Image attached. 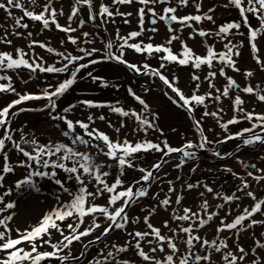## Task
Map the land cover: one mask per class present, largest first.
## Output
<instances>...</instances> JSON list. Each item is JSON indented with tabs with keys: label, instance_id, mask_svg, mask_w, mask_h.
Masks as SVG:
<instances>
[{
	"label": "snow or ice",
	"instance_id": "1",
	"mask_svg": "<svg viewBox=\"0 0 264 264\" xmlns=\"http://www.w3.org/2000/svg\"><path fill=\"white\" fill-rule=\"evenodd\" d=\"M189 7L194 14L182 11ZM223 7L234 9L237 18L217 25L215 9L203 11V0L195 4L192 0H68L67 5L62 0H0V11L5 14L0 22V95L6 97L0 103V188L6 176L20 168L26 174L15 181V189L27 186L39 193L34 178H46L70 197L25 227L13 223L17 213L10 210L16 203L5 202L12 189L0 194V264H264V231L260 230L264 229V154L256 156L259 165L239 155L243 148L254 151L264 145V111L245 108L241 95L264 104V85H242L227 71L240 73L245 81L254 77L252 70L242 72L238 66L241 49L248 47L256 70L264 72L258 47L264 40V0H224ZM203 21L215 25V31L197 28ZM118 23L135 24V30L122 34L114 27L112 38L101 36ZM86 25L95 32L85 31ZM161 27L166 36L163 43H157L155 35ZM53 29L65 34L62 47L67 42L75 49L57 50L36 38ZM185 30L190 40L214 36L218 38L214 43L222 47L197 40V47L204 45L203 51H197L184 39ZM97 40L102 48L96 47ZM37 48L56 57L54 62L49 63ZM128 50L143 56L145 62L128 61ZM149 58L158 59L159 65L153 67ZM111 62L136 77H147L153 83L159 80L167 100L186 113L192 138L181 134L178 146L167 138L130 140L121 138L124 119L115 126L103 112L89 111L86 119L74 117L77 109H107L133 119L137 127L132 131L137 135L147 137L152 130L163 137L157 123L159 113L151 110L131 83L126 92L139 108H127L119 100L93 99L61 106V99L79 81L119 91L122 85L95 74L94 66ZM168 65L191 68L190 86H181ZM42 74L52 76L55 83H36L37 91L31 87L18 90L17 80L30 86ZM139 91H152L147 80ZM224 100L230 102L228 108ZM33 101L44 103L21 107ZM31 112L46 114L67 142H41L25 130L27 125L12 127L21 114ZM229 112L232 115L225 119ZM97 120L107 121L114 135L96 126ZM245 121L249 127L231 132L230 126ZM210 122L221 131L206 128ZM229 141L238 142L235 149L221 152L219 146ZM80 146L93 149L105 160L97 162L91 152L80 151ZM201 152L218 161L235 157L238 168L220 169L230 175L232 186L224 188L202 178L193 182L183 175L175 181L167 179L166 166L182 170L190 161V172L195 174ZM154 153L160 155L151 165L138 163L141 154ZM57 170L68 174L69 180L74 178L76 191L65 186ZM127 170L139 176L128 181ZM190 196L196 198L192 204L188 203ZM75 244L81 246L78 255L72 251Z\"/></svg>",
	"mask_w": 264,
	"mask_h": 264
},
{
	"label": "rangeland",
	"instance_id": "2",
	"mask_svg": "<svg viewBox=\"0 0 264 264\" xmlns=\"http://www.w3.org/2000/svg\"><path fill=\"white\" fill-rule=\"evenodd\" d=\"M62 2L65 5L68 4V0H62ZM196 2L197 0H192L193 4H195ZM223 3L224 0H203V11L206 12L209 7L215 9V12L212 14L214 15L217 25H219L222 22L237 18L236 11L234 9H225L223 7ZM182 11L185 13L194 14L193 7L182 9ZM4 19H5V14L2 11H0V22H3ZM27 22L30 24L32 23L30 21ZM61 22L63 23V21ZM256 23L257 22L253 20V24L256 25ZM109 27H110L109 33L101 32V36H103L105 39L112 38L111 31L112 28L114 27H119L121 29L122 34H126L130 30H135V24L124 25L122 23H118L115 26H109ZM196 27L204 29L206 31H215L216 26L212 25L207 21H203L199 25H196ZM161 29L162 31L155 35V40L157 43H163L166 36V30L163 27H161ZM31 30L35 32L36 31L35 26H33ZM84 30L93 33L95 32V29L91 25H86ZM187 31L188 30H185L184 39L186 40L189 46L196 48L197 51H203V47H204L203 43H201L197 47L196 45L197 40L202 42L206 41L209 45H214L215 48L217 49H220L222 47L221 44L214 43L218 39L214 36H209V37L196 36L195 40H190L187 38ZM160 33H162V35H160ZM36 38L50 42L51 45L55 47L57 50H63V47H67L68 49L71 50L75 49L74 45L67 44V42H65V45L62 47L61 40L65 39V34L57 32L54 29L52 31H45ZM237 39H241V38H237ZM96 47L98 48L103 47L100 40H97ZM174 47L176 51H179L178 42H174ZM258 47H260L259 55H261V58L264 59V40H261ZM36 52L43 54L48 59L49 63L54 62V60L56 59V57L51 56V54L44 52V50L42 49L37 48ZM241 52L242 55L240 58H238V66L241 68L242 72L245 70H252L254 72V77L245 81L240 73H233L240 76L238 82H240L242 85L245 83H249L252 85H256V84L264 85V72H259L256 70L257 65L255 64V61L251 58L250 49L248 47H244L243 49H241ZM125 58L128 61L135 62L137 64H141L145 62V58L143 56H140L132 52L131 50L127 51V55ZM148 62L153 67H157L160 63L158 59H154V58H149ZM94 67H95V74L104 77L110 83H116L122 85L120 90L115 91L113 88H106V89L100 88L97 85L92 84L88 80L79 81L76 85H79L80 88L83 90L82 91L83 97L69 98L64 96L59 102L62 107L67 106L70 103H76L79 99H93L96 101H112V102L119 100L120 103L127 108H139V106L130 97H128L126 92L127 85L131 83L134 89L138 91V94H140L143 98L146 99L151 110L159 113L160 119L157 121V123L159 127L163 130L165 135L163 137H160L158 132L152 130H149V134L147 137H144L143 133L137 135L132 131L133 128L137 127L133 119L118 117L115 114L109 113L107 109H77L74 111L75 118L86 119L87 113L91 111L96 113L103 112L108 118V120H110L111 123L115 126H119L120 120L124 119L125 128L122 129L121 138L127 136L130 140H136L140 138L156 140V138L159 137L160 139L167 138L169 142L173 144V146H178L181 143V134L186 135V137L189 139L192 138L193 133L190 127L191 122L188 120L186 113L180 109L175 108V106H173L167 100V98L163 95L164 88L162 84L159 82V80H156L153 83L147 77L135 78L131 74H129L125 69L121 67H117L113 63H102ZM89 70L92 69H88L85 71H89ZM167 70L170 71L171 73H175L180 78L181 86H185V85L190 86L189 76L192 71L191 68L181 67L179 65H168ZM83 74L84 73L82 72L81 75ZM24 75L27 76L28 74L25 72ZM146 80L148 81V86L152 88V91L147 94L139 91L140 85L144 84ZM220 80H223V78H220ZM45 81L55 82V79L48 74H42L41 80L33 81L32 85L30 86L24 85L19 80L16 81V86L18 90H27L28 87H31L32 91H37V88L35 87L36 83L43 84ZM218 86L221 85L218 84ZM204 90L205 89L202 88V91ZM246 98H247L246 100H250L255 104L256 108L254 107L253 108L256 111H264V104L262 107L260 103H259L260 106L259 104L256 105L258 101H256L254 97H246ZM4 99H6V97L0 95V103H3ZM43 103L44 101H33V102H29L28 104L21 105V107H32ZM229 103L230 102L228 100H224L225 108L229 107ZM257 106H259L260 109H257ZM197 115H199V112L197 113ZM231 115L232 113L229 112L225 116V119L229 118ZM23 125H27V128L25 130L35 133L37 139L40 140L41 142H46L48 140H61L67 142L65 138L61 136L60 130L55 128L53 122L48 120L46 114L38 113V112L23 113L16 119L12 127L18 128ZM248 125L249 124L245 121L238 125L230 126V130L231 132H236L244 127H248ZM96 126H99L101 130L109 133L110 135H114L113 129L107 126V121L102 122L97 120ZM205 127L206 128L214 127L216 132L221 131L218 127L215 126L214 123L211 122L206 123ZM172 129H176V131L173 132ZM77 131L80 130L78 129ZM209 136L210 138L215 139V137H212L210 133ZM237 143H238L237 141H229L227 144L220 145L219 150L221 152L233 151ZM79 150L85 152H91V154L95 157L97 162L105 160V158L99 156L93 149L80 146ZM257 154H264V145H260V148L256 151H247L242 149L241 152L239 153L241 159L249 162L254 161L259 165L260 161L256 159ZM159 155H160L159 153H154L149 155L141 154V161H138V163L142 162L143 166H149L159 158ZM16 159L17 157L13 155V160L15 161ZM196 163L199 165V167L195 174H192L190 172V168L193 166V162L191 161L182 170H173L171 167L166 166L164 171H167L169 173L167 179L175 181L177 176L183 175L185 178H188L193 182L198 178H202V179H206L209 183L215 181L218 186H223L224 188H228L232 186L233 180L228 173L221 172L220 169L224 166H233L234 169L239 167L235 165V157L223 161H218L210 154L204 152L199 153V159L196 161ZM112 171H115V169H113ZM57 172H58V178L62 179L65 186L68 187L73 192L76 191L78 186L74 178L72 180H69L67 179L68 174L63 173L61 170H57ZM25 174H26L25 169L17 168L14 174H9L8 176H6L4 181V187L0 188V194H3V192L7 191L9 188L12 189L11 194L5 197V202L14 201L16 203L17 207L13 210H10V211H15L17 213V216L16 218H14L13 223L14 224L19 223L21 226L26 227L35 224L37 220L40 217H42L44 214L48 213L51 209L58 207L61 200L67 201L70 199V197L67 195V193L60 190L59 187L55 185L53 181H49L46 178L45 179L34 178L37 186L40 188L39 193L28 188L27 186H25L23 189L20 190L15 189V181L18 179H22ZM138 176H139L138 172L127 170L128 181H131L133 177H138ZM187 199H188V203L192 204L196 198L194 196H190ZM255 218L260 219L262 217L257 216ZM260 230L264 231V229H260ZM96 235H99V231L96 233ZM72 251L74 255H78L79 252L81 251L80 244H75ZM53 264H55V262H53Z\"/></svg>",
	"mask_w": 264,
	"mask_h": 264
},
{
	"label": "flooded vegetation",
	"instance_id": "3",
	"mask_svg": "<svg viewBox=\"0 0 264 264\" xmlns=\"http://www.w3.org/2000/svg\"><path fill=\"white\" fill-rule=\"evenodd\" d=\"M111 63H113V64H115L117 67H121V68H123V69H125L129 74H131L133 77H135V78H137L136 76H134L128 69H126L123 65H119V64H116L115 62H111ZM61 79H63V77H60ZM52 83H55V82H52ZM82 89L80 88V86L79 85H76L75 87H73V89H71L70 91H69V93H67L65 96L66 97H69V98H82L83 97V94H82ZM250 125H248V127H249ZM260 148V145H257L256 147H255V150L254 151H256V150H258ZM244 150H247V151H253V150H251V149H249V148H243Z\"/></svg>",
	"mask_w": 264,
	"mask_h": 264
},
{
	"label": "bare ground",
	"instance_id": "4",
	"mask_svg": "<svg viewBox=\"0 0 264 264\" xmlns=\"http://www.w3.org/2000/svg\"><path fill=\"white\" fill-rule=\"evenodd\" d=\"M161 31H162V29H161ZM160 31V32H161ZM160 35H162V33H160ZM185 37V36H184ZM228 72H229V74L230 75H232L234 78H236L238 81H239V79H240V76H238L237 74H233L232 72H231V70H227ZM185 83V82H184ZM242 97L246 100L247 98L245 97V96H243L242 95ZM259 104V102L256 104V105H258ZM259 106H260V104H259ZM259 106H257V109H260V107ZM261 106L263 107V104H261ZM244 107L245 108H248V109H253V107L254 108H256L255 107V104L253 103V102H251L250 100H246V104L244 105Z\"/></svg>",
	"mask_w": 264,
	"mask_h": 264
}]
</instances>
